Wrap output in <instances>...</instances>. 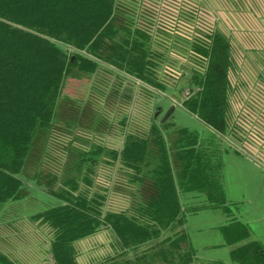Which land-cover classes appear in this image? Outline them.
<instances>
[{
	"label": "trees",
	"instance_id": "trees-1",
	"mask_svg": "<svg viewBox=\"0 0 264 264\" xmlns=\"http://www.w3.org/2000/svg\"><path fill=\"white\" fill-rule=\"evenodd\" d=\"M126 2L0 0V229L23 219L10 212L37 189L59 202L25 218L49 230L52 264H79L77 243L105 230L114 235L116 254L104 264H226L202 262L187 226L190 213L230 212L222 157L188 128L168 141L170 117L165 124L154 121L144 135H127L121 150L89 142L83 149L72 141L60 174L45 170L55 126L73 129L81 121L61 113L74 67L94 74L105 64L167 91L157 71L160 56L152 52L149 33L136 27L135 14L122 10ZM191 50L198 67L180 68L174 89L188 87L183 108L227 139L236 131L229 90L239 53L218 30L195 38ZM106 158L120 163L136 187L129 211L106 210V195L94 189L96 169ZM189 193L207 196L208 203L186 207L180 196ZM221 229L231 264H264V246L252 240L249 225L233 219ZM0 264L19 263L0 251Z\"/></svg>",
	"mask_w": 264,
	"mask_h": 264
},
{
	"label": "rangeland",
	"instance_id": "rangeland-1",
	"mask_svg": "<svg viewBox=\"0 0 264 264\" xmlns=\"http://www.w3.org/2000/svg\"><path fill=\"white\" fill-rule=\"evenodd\" d=\"M126 3L122 10L135 14L136 27L149 33L152 52L160 56L157 71L161 82L168 85L167 91L156 90L105 64L94 74L74 67L65 85L61 113L72 123L81 121L73 129L63 122L55 126L48 142L45 170L60 174L66 161L64 150L72 141L83 149L89 142L121 150L127 135H144L154 121L165 124L170 117L166 130L168 141L173 140L177 129L188 128L209 139L218 149L214 152L222 157L230 212L204 209L190 213L187 226L202 262L231 264V248L225 246L221 229L231 220L249 225L252 240L264 246V170L242 162L243 157L235 152V148L247 152L256 162L252 152L264 149V2L257 5L241 0H127ZM215 30L228 36L239 53L238 68L230 75V116L236 131L229 132V141L183 108L182 100L190 94L188 87H183L181 92L174 89L184 66L198 67L191 50L195 38ZM107 159L96 169L94 189L106 195V210L129 211L136 187L121 171L125 168L120 163L110 165ZM32 173L33 170L29 174ZM180 197L188 208L208 203L207 196L198 193ZM58 203L48 193L34 189L33 194L10 212L14 218L23 219L17 225L1 227L3 248L9 251L12 248L13 253L32 251L27 235L33 231L25 218ZM27 228L29 231L25 232ZM106 239V235L102 237ZM82 243L86 247L92 245L88 241Z\"/></svg>",
	"mask_w": 264,
	"mask_h": 264
},
{
	"label": "crops",
	"instance_id": "crops-1",
	"mask_svg": "<svg viewBox=\"0 0 264 264\" xmlns=\"http://www.w3.org/2000/svg\"><path fill=\"white\" fill-rule=\"evenodd\" d=\"M239 1V0H238ZM243 2L249 3H260L264 2V0H241ZM261 6V5H260ZM236 153L241 155L242 162H249L253 164V166L257 167L258 169L264 170V149H259V153L252 152V156L255 157L256 162L250 159L247 152H241L235 148ZM253 161V162H252ZM27 220V219H26ZM23 220V221H26ZM30 231L32 235L28 234L27 238L31 242V250L26 253V251H21L20 253H13L12 248L9 250L4 249L2 245V241L0 242V251L6 252L9 251V254L16 260L19 264H52V259L50 256V232L46 228H40L36 225H32L30 222ZM29 228L25 229L24 231H29ZM190 233V232H189ZM106 235V240H102ZM109 236V238H108ZM1 239V238H0ZM114 235L111 231L105 230L104 232L97 233L92 235L91 237L81 240L77 243L76 249L78 252V260L79 264H104L106 259L111 257H115L116 254V244L114 242ZM88 241L92 243L91 246H82V242ZM106 243V244H105ZM101 246V247H100ZM27 254V255H26ZM155 264H167L165 262H156Z\"/></svg>",
	"mask_w": 264,
	"mask_h": 264
}]
</instances>
